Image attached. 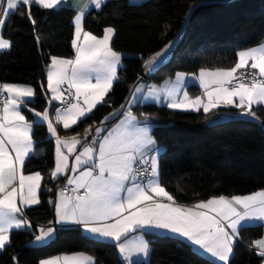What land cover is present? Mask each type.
I'll use <instances>...</instances> for the list:
<instances>
[{"label": "trees", "instance_id": "obj_1", "mask_svg": "<svg viewBox=\"0 0 264 264\" xmlns=\"http://www.w3.org/2000/svg\"><path fill=\"white\" fill-rule=\"evenodd\" d=\"M201 1L213 0H148L138 5L129 0H110L100 10L88 12L85 31L101 38L105 27L115 29L111 44L123 56V65L104 101L68 130L60 127V136L79 137L82 145L88 146L84 139L86 129H91L89 138L105 117L121 105L126 107L133 87L141 83L144 60L177 35L188 10ZM29 9L35 24L28 19ZM74 15L64 5L49 10L31 4L21 6L7 21L3 36L11 42V49L0 54V84L32 86L35 99L28 103L30 109H46L50 57L71 58L74 54ZM193 15L172 61L148 82L161 84L178 72L191 74L201 68L234 67L240 50L264 42V0L203 5ZM187 90L190 95L199 92L195 85ZM23 110L33 123L34 148L42 154L31 155L23 168L27 175L39 172L43 176L40 204L24 215L35 232L54 219V205L50 201L56 199L65 179L51 175L55 168V143L48 135L47 125L34 122L32 112ZM253 111L256 119L238 118L234 109L206 114L179 112L156 104L137 105L136 115L149 117L154 137L163 147L159 154V180L177 204L193 206L221 195L231 198L264 191V108L256 107ZM227 115L230 116L224 117ZM118 116L104 125L110 126ZM263 234L262 224L240 230L228 264H262L264 257L256 255L253 242ZM55 235L48 244L32 247L31 232H12L11 243L0 251V264H14L13 257H17L19 264H40L48 257L73 253H89L97 264H124L116 243L95 240L77 227L57 229ZM146 239L149 261L136 264H217L178 238L148 233Z\"/></svg>", "mask_w": 264, "mask_h": 264}, {"label": "snow or ice", "instance_id": "obj_2", "mask_svg": "<svg viewBox=\"0 0 264 264\" xmlns=\"http://www.w3.org/2000/svg\"><path fill=\"white\" fill-rule=\"evenodd\" d=\"M61 3L62 0H0V50L11 48V42L3 37V28L8 17L21 6L36 4L52 9ZM104 3L106 0H87V3L77 8L78 14L74 18L75 38L72 40L74 57H50L46 89L51 93L49 105L52 101L65 103V92L76 101L73 103L69 99L65 107L55 109L56 125L62 124L64 129L76 124L78 119L85 117L101 103L117 78L121 54L110 45L115 29L105 27L102 38H98L82 27L88 7L92 5L100 9ZM27 16L35 24L30 9ZM171 46L172 42H169L164 49L148 58L145 68L162 62ZM249 62L250 68L257 71L251 73L250 81L245 82L244 73L239 76L236 74L238 70L248 67ZM193 76L204 89L206 102L200 96L189 98L187 92H184L183 99H176L185 84L186 74L183 72L176 73L171 87L150 86L143 99L158 101L163 94L170 101L167 104L169 108L193 111L202 108L207 114L221 105L234 106L242 110L241 116L256 118L252 106L264 104V79L257 78H264V42L240 51L234 67L216 70L201 68L198 77L195 74ZM64 85H67L66 89ZM3 93L7 96L2 99L0 110V250L11 243V230H28L34 236V240L29 243L35 244H46L57 231L54 226H40L33 232V225L23 216L21 207L40 203V173L25 176L22 171L25 158L33 151V142L32 124L26 122L25 116L21 114V105L26 103L25 98L34 96V90L3 83L0 84V94ZM137 94H143V86L135 87L134 100L131 102H138ZM122 109H125V105L101 121V127H97L92 134L91 146L84 147L75 156L71 169L68 167V156L63 154L62 148L73 152L81 140L75 136L70 141L62 140L47 108L43 112L29 109L34 111L36 119L47 122L49 134L56 137V163L52 177L84 167L78 176L67 179L68 185H75L72 191L76 195L68 196L66 189H61L57 199L50 201L55 208V220L49 222L50 225H76L93 238L114 241H120L137 229L166 230L227 264L240 230L253 222H264V191L247 196L233 195L230 199L221 195L199 201L191 207L178 205L159 183L158 158L150 155L159 150L150 134L147 123L149 117L144 116L145 122L141 126L131 109L121 113ZM121 114L124 119L114 128L108 130L103 127L105 121ZM102 132H107V135L101 136ZM89 134L90 128L86 129L85 140ZM8 145L11 146L10 150ZM80 189L84 190L82 195L79 194ZM18 202L21 206H18ZM237 206L243 211L238 210ZM253 246L258 249L256 255L264 257V238L255 240ZM119 250L129 264H133V255L147 256L149 245L143 239H137L131 246L120 243ZM13 261L19 264L17 257H13ZM40 264H95V261L91 256L79 253L42 260Z\"/></svg>", "mask_w": 264, "mask_h": 264}, {"label": "crops", "instance_id": "obj_3", "mask_svg": "<svg viewBox=\"0 0 264 264\" xmlns=\"http://www.w3.org/2000/svg\"><path fill=\"white\" fill-rule=\"evenodd\" d=\"M107 1H110V0H106V2ZM145 1H148V0H129V2L130 3H132V4H134V5H138V4H140V3H142V2H145ZM84 3H87V0H62V3L59 5V6H56V7H54V8H57V7H60V6H65V7H67V8H70V9H72L73 11H74V13H75V15H74V18H75V16L78 14L77 13V8L78 7H81V6H83V4ZM105 4V3H104ZM36 5V4H35ZM103 5V4H102ZM6 6V5H5ZM37 6V5H36ZM39 7H41V8H43L42 6H39ZM43 9H45V8H43ZM50 10V9H49ZM92 10H100V9H95L94 8V6H92V5H90L89 7H88V9H87V11H86V13H85V16H84V19H85V17L87 16V14H88V12H90V11H92ZM17 12V11H16ZM14 14V13H13ZM13 14H11L10 16H12ZM10 16L8 17V19L10 18ZM74 18H73V20H74ZM8 19H7V21H8ZM82 20V27H83V29H84V22H85V20ZM73 24H74V38H75V20H74V22H73ZM6 25H7V23H6ZM5 27L6 26H4V28H3V32H4V29H5ZM84 31H85V29H84ZM114 36H115V32H114V34H113V37H112V40L114 39ZM5 39H7L5 36H3ZM73 38V39H74ZM99 38V37H98ZM102 38V37H101ZM112 40H111V42H110V45H111V47H112ZM254 47H256V46H254ZM11 49V48H10ZM10 49H8V50H10ZM250 49V48H249ZM8 50H0V54L2 53V52H5V51H8ZM243 50H248V49H243ZM243 50H240V51H243ZM73 51H74V54H73V56L71 57V58H73L74 57V55H75V49L73 48ZM68 59H70V58H68ZM237 62H238V55H237ZM250 63L251 62H249V66L248 67H246V68H250ZM50 65V64H49ZM122 65H123V56H121V63H120V65L118 66V68H117V78L114 80V82H113V86H112V88H111V90L113 89V87H114V85L116 84V82H117V80H118V78H119V72H120V70H121V67H122ZM229 69V68H228ZM251 69V68H250ZM47 70H48V67H47ZM47 70H46V72H47ZM209 70V69H208ZM253 72H256L257 70H253V69H251ZM239 71L240 70H238V72H237V74L236 75H238V73H239ZM186 74V73H185ZM193 74H195V76L196 77H198V75H199V72L198 73H191V74H186V77H185V84H184V86L181 88V91L179 92V94H178V96L176 97V99L177 100H180V99H183V94H184V92H187V94H188V96H189V98H191V99H194V98H196L197 96H200V97H202V98H204V100H205V102H206V97H204V89L200 86V84H199V81L198 80H196L195 78H194V76H193ZM260 78V77H259ZM175 79H176V75L174 76V77H172V78H170V79H167L165 82H163V83H161V84H157V83H150V82H148V81H141V83H139V84H137V85H141V86H143V94H137V96L139 97V100H138V102H131V101H133L134 100V97H133V92H134V89H135V87L137 86H134L133 87V89H132V91H131V95H130V97H129V100H128V102L126 103V107H125V109L123 110V111H125V110H128V109H131V111H132V113L137 117V119H138V121H140V123H141V126H143V123L145 122L144 121V117L143 118H141V117H139L138 115H136V113H135V108L137 107V105L138 104H152V105H159V106H164V107H168L167 106V104L170 102L168 99H166L165 98V96L163 95V94H161V96H160V98H159V100L157 101V100H153V99H148V100H144L143 99V95H145V94H147V92H148V90H149V87L150 86H156V87H158V88H164V87H171L172 86V82H174L175 81ZM261 79H264V78H261ZM94 82V81H93ZM166 82H167V84H166ZM46 84H47V80H46ZM192 85H195V86H197V88H198V93L197 94H195V95H190V93H189V91L187 90L188 89V87H190V86H192ZM21 86H24V85H21ZM26 87H31L32 89H33V87L32 86H30V85H28V86H26ZM213 87H215V85H213ZM46 89H47V86H46ZM34 90V89H33ZM110 90V91H111ZM74 91V90H73ZM109 91V92H110ZM108 92V93H109ZM108 93L106 94V96L108 95ZM5 96H7V94L5 93ZM106 96L104 97V99L106 98ZM46 97H47V106H46V108L49 110V116H50V119L52 120V122H53V124H54V126H56L57 127V133H58V129L61 127V128H63V125L62 124H60V125H56V122H55V109L57 108V106L61 103L60 101H52V103H51V105H49V101L51 100V93L50 92H47V94H46ZM65 97V96H64ZM35 99V91H34V96L32 97V98H25V101H26V103L24 104V105H21V114L22 115H24L25 116V120H26V122H28V123H30V124H32V131H33V123L30 121H28V119H27V116H26V114H25V112H24V110H23V108H25V109H27V110H29L30 109V107L28 108V103L29 102H31V101H33ZM104 99H103V101H104ZM234 99H236V98H234ZM102 101V102H103ZM101 102V103H102ZM237 102H238V100H237ZM81 103H82V100H81ZM101 103H98L97 105H99V104H101ZM96 105V106H97ZM256 107H263L264 108V104H254L253 106H252V111L256 108ZM96 108V107H95ZM94 108V109H95ZM169 108V107H168ZM93 109V110H94ZM170 109H172V110H175V111H184V112H203L204 113V111H203V109L201 108L200 109V111H193V110H182V109H173V108H170ZM218 109H228V110H230V109H234V110H236V112L234 113V116H236V117H238V118H243V117H245V118H251V119H256V118H252V117H249V116H241L240 115V113H241V109H238V108H235L234 106H224V105H221V106H219L218 108H216V109H214V110H212V111H210L209 113H211V112H214V111H217ZM92 110V111H93ZM35 111V110H34ZM34 111H31L32 112V117H33V120L35 121V122H38V123H45L46 125H47V122H45V121H41V120H39V119H36L35 118V116H34ZM92 111L90 112V113H87L86 114V116H88L89 114H91L92 113ZM123 111H121V113L123 112ZM43 112V111H42ZM231 115V114H230ZM230 115H227V116H224V117H229ZM85 116V117H86ZM85 117H83V118H85ZM114 117V116H113ZM113 117H111V118H113ZM83 118H80V119H78V122H80V120H82ZM110 118V119H111ZM124 119V117H123V115L121 114L120 116H118V118H117V120L113 123V124H111L110 126H108V125H103V127H105V128H107L108 130H111L112 128H114L117 124H119V122L121 121V120H123ZM77 122V123H78ZM76 123V124H77ZM147 123H149V126H150V128H149V130H150V134H151V136L153 137V139L156 141V145H155V147L159 150L158 152H156V151H153L152 153H150V155H156L157 156V158H158V162H159V157H160V153H161V151L163 150V147L162 146H160V144L157 142V140L155 139V137H154V134H153V123L151 122V120L149 119L148 121H147ZM76 124H74V125H76ZM74 125H72L71 127H73ZM64 129V128H63ZM65 130H68V129H65ZM95 133V132H94ZM48 135H49V137L54 141V143H55V152H54V159H55V163H56V137H53V136H51L50 134H49V132H48ZM58 135H59V137L62 139V140H71V138L72 137H68V138H63V137H61L60 136V134L58 133ZM101 136H104V135H107V132H102L101 134H100ZM31 137H32V132H31ZM77 139H80L81 140V143L80 144H78V145H76V149H75V151H73V152H69L68 151V149L67 148H62V152H63V154L64 155H66V156H68V167H70V166H73L74 165V163H75V156L76 155H78L80 152H82L83 151V149H84V147H88V146H85V145H82V139L81 138H79V137H77ZM32 142H33V151L29 154V156L28 157H26L25 158V163L27 162V160L31 157V155H34V154H37V155H42V154H40L41 152H36V149L34 148V141H33V138H32ZM8 148H9V150L11 149V146L10 145H8ZM13 155H15L14 153H13ZM55 169V168H54ZM84 170V167L82 166L80 169H77V171H75V172H73L72 171V173H71V175H70V178H74V177H76V176H78L79 174H80V172L81 171H83ZM23 171V170H22ZM69 173V171H67V172H65V173H63V174H60L58 177H56L55 179H57V178H62L63 180L65 179V177H66V175ZM158 173L160 174V168H158ZM23 174L25 175V176H27V174H25L24 172H23ZM33 174H35V173H32V175ZM41 175V174H40ZM41 182H40V189L38 190V197L40 196V193H41V190H42V188H43V176L41 175ZM159 183H160V185H161V181L159 180ZM64 184L65 185H68L67 184V180H65V182H64ZM68 186H73V187H75V185H68ZM162 186V185H161ZM163 187V186H162ZM81 190H83V189H81ZM59 191H60V189H59ZM58 191V192H59ZM58 194V193H57ZM226 197V196H225ZM227 198H229V197H227ZM56 199H57V195H56ZM55 199V200H56ZM157 199H160V198H157ZM230 199V198H229ZM39 200H41L40 198H39ZM54 200V201H55ZM164 202H167L166 200L164 201ZM40 204V203H39ZM39 204H35V205H29V206H21V205H19V202H18V206H21L22 207V212H23V216L25 215V212H26V210H28V209H31V208H34L35 206H38ZM178 205H180V204H178ZM183 206V205H182ZM184 206H187V205H184ZM187 207H191V206H187ZM238 207V210H240V211H243V209L242 208H240L239 206H237ZM54 210H55V208H54ZM25 217V216H24ZM54 220H55V216H54V219L52 220V221H50V222H54ZM260 224H262L263 226H264V222H253V223H251V224H249V225H246L245 227H248V226H255V225H260ZM48 226H54L56 229H60V228H72V227H77V228H79L78 226H76V225H58V224H51L50 225V223H48L47 224V226H45V227H48ZM80 229V228H79ZM22 230H26V229H20V230H11L10 231V235H11V233L12 232H15V231H22ZM81 230V229H80ZM82 231V230H81ZM82 233L83 234H87L89 237H91L90 236V234H88V233H86V232H84V231H82ZM148 233H151V234H155V235H158V236H160V235H165V236H170V237H175V238H178V237H176V236H173L172 234H170V233H168L166 230H156V229H152V230H144V229H137V230H135V231H132V232H129L126 236H124V237H122L121 238V240L120 241H114V240H111V239H105V238H93V237H91V238H93V239H95V240H102V241H105V242H108V243H110V242H113V243H116V245H118V250H119V244L120 243H128L130 246L132 245V244H134L136 241H137V239H143L145 242H147V239H146V234H148ZM38 234V233H37ZM56 236V235H55ZM55 236H54V238H55ZM11 238V237H10ZM53 238V239H54ZM261 238H264V234H263V236L261 237ZM52 239V240H53ZM179 239V238H178ZM238 239H236L235 241H234V243H233V247H234V245H235V243H236V241H237ZM50 242V241H49ZM184 242H186V241H184ZM46 244H48V242L46 243ZM46 244H35V243H32L31 244V246L32 247H41V246H44V245H46ZM193 248H194V250L196 251V252H198V253H200V254H202V255H204L205 257H207L208 259H210L211 261H214L215 263H217V264H224V262H221V261H219L218 260V258H214V257H212L211 256V254H209V253H206V252H204L203 250H201L198 246H194V245H192L191 243H189ZM148 245H149V243H148ZM257 251H258V249H256ZM0 251H2V250H0ZM149 253H150V246H149ZM73 254H79V253H73ZM73 254H61V255H58V256H64V255H73ZM84 254V253H83ZM119 254H120V257H121V259H122V261L124 262V264H129V261L127 260V259H125V257H124V254H122L121 252H120V250H119ZM233 254H234V252H233ZM233 254L230 256V259H229V261L227 262V264L230 262V260L232 259V257H233ZM85 255H87V256H91L92 258H93V260L95 261V264H97V261H96V258H94V256L93 255H91V254H89V253H86ZM54 257H57V256H52V257H48V259H51V258H54ZM149 254L147 255V256H144L143 254H139V255H133V257H132V262H133V264H136V262H138V263H147L148 261H149ZM43 260H46V259H43ZM262 264H264V261H263V263Z\"/></svg>", "mask_w": 264, "mask_h": 264}, {"label": "water", "instance_id": "obj_4", "mask_svg": "<svg viewBox=\"0 0 264 264\" xmlns=\"http://www.w3.org/2000/svg\"><path fill=\"white\" fill-rule=\"evenodd\" d=\"M237 0H222V1H201L198 2L197 4H195L194 6H192L190 9H192V11L190 12L188 10L187 14L185 16L188 17V19H184V22L182 24V26L180 27L179 32L177 33V35L172 38L169 42H172V46L171 48L168 50L167 55L163 58L162 62L152 66L151 68H145V61L150 58L151 56H153L155 53H153L151 56H149L148 58H146L141 66V72H140V80L141 81H149L150 79L153 78L154 75H156L161 69L165 68V66L170 63V61H172V59L175 56V51L177 50L178 46L182 43L183 38L186 35V32L188 30L189 24L191 22L192 17L194 16L193 14L199 9L201 8V6L203 5H210L213 3H233ZM169 42L166 45L169 44ZM165 46L162 48L164 49ZM161 49V50H162ZM159 50V51H161ZM158 52V51H157ZM72 166L69 167V169H71ZM72 171L69 170V173L66 175L65 180H67L68 178H70Z\"/></svg>", "mask_w": 264, "mask_h": 264}, {"label": "built area", "instance_id": "obj_5", "mask_svg": "<svg viewBox=\"0 0 264 264\" xmlns=\"http://www.w3.org/2000/svg\"><path fill=\"white\" fill-rule=\"evenodd\" d=\"M240 73H244L245 75H244V80H245V82H248V81H250V79H251V73H253V71L250 69V68H245V69H241L240 71H239V73H238V75L237 76H239L240 75ZM258 79H261V78H259V77H257ZM229 87H231L232 85H228ZM63 88H67V85H64L63 86ZM73 93H74V91H73ZM64 100H65V103H60L58 106H57V108H63V107H65L66 106V102L69 100V99H72V102L73 103H75L76 101L74 100V98H72V97H70L69 96V94L67 93V92H65V94H64ZM4 97H6L5 96V93H3V94H0V110H2V99L4 98ZM91 142H92V136L91 137H89L88 139H87V145L88 146H91ZM74 187L73 186H68V185H63V186H61L60 187V190L61 189H66V195H68V196H74V195H76V193H74L73 191H72V189H73ZM83 192H84V190H81L80 189V191H79V194H83Z\"/></svg>", "mask_w": 264, "mask_h": 264}]
</instances>
